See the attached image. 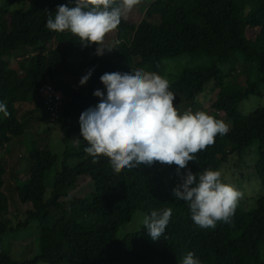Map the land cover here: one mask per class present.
I'll return each mask as SVG.
<instances>
[{
	"label": "trees",
	"instance_id": "1",
	"mask_svg": "<svg viewBox=\"0 0 264 264\" xmlns=\"http://www.w3.org/2000/svg\"><path fill=\"white\" fill-rule=\"evenodd\" d=\"M16 1L0 0V102L10 113L8 117L0 113V148L25 130L16 103L20 98L40 101L37 90L45 82L63 94L58 95L59 117L52 122L59 123L65 147L46 197L45 173L57 164L58 155L48 146L30 143L28 177L15 190L25 209V221L16 227L24 226L29 218L37 219L38 253L31 259H13L2 246V236L13 228L8 221H0V264H182L188 252H193L201 264H264V106L248 114L239 110L242 100L261 95L264 88V0H153L140 20L122 17L113 30L116 43L111 50L102 55L85 52L86 57L93 56L79 66L80 76L75 82L64 74L77 63L68 52L75 48L72 39L79 37L67 30L46 28L48 12L54 16L57 6L69 0H23L11 10ZM119 4L116 0L113 6ZM49 42L55 45L44 48ZM96 47L76 49L81 52ZM30 49V54L19 58L17 73L6 55ZM192 53L214 58L217 63L184 67L169 83V91H177L193 102L213 83L211 90L217 94L211 104L213 112H204L218 120L225 118L230 124L227 134H218L213 145L196 153L187 169L194 174L205 169L219 171L229 154H240L258 144L254 171L262 184V195L252 210L236 207L229 223L217 221L214 228L197 226L188 204L173 195L181 182L176 165L155 162L125 168L117 174L107 157H98L93 163V157L84 150L87 141L80 134L81 113L100 102L93 93L99 89L106 95L100 81L104 73L144 70L162 76L164 59ZM246 58L253 72L245 75L243 70L240 81L238 66ZM218 63L232 67L229 80ZM89 70L91 76L80 85ZM71 134L77 135V141L67 146ZM71 158L78 160L74 166L67 164ZM185 171L180 170L181 174ZM4 172L0 163V211L6 213ZM87 181V194L71 195ZM167 208L172 209V216L159 247L145 238L148 233L143 226L117 237L118 228L130 221L134 212L150 215Z\"/></svg>",
	"mask_w": 264,
	"mask_h": 264
},
{
	"label": "clouds",
	"instance_id": "2",
	"mask_svg": "<svg viewBox=\"0 0 264 264\" xmlns=\"http://www.w3.org/2000/svg\"><path fill=\"white\" fill-rule=\"evenodd\" d=\"M141 0H69L48 12L46 28L54 32L70 31L78 36L81 45L95 44L96 54L105 49L106 34L117 29L122 17ZM73 4L74 6H69ZM111 50V49H109ZM91 70L80 80L87 82ZM106 89L96 90L100 98L95 107L81 113L80 134L93 157L109 158L113 171L151 166L155 162L176 165L180 183L173 189L176 199L185 201L191 219L201 228H214L217 221L229 223L243 193L233 185L221 181V172L205 169L193 173L187 169L195 161L196 153L215 143V137L225 135L229 126L204 111L180 114L174 107L176 97L169 91V81L155 72L136 70L134 73H104L100 77ZM0 113L8 117L7 105L0 102ZM186 169L181 174L180 170ZM172 209L152 211L145 215L142 226L153 241L165 233ZM182 264H201L193 252H188Z\"/></svg>",
	"mask_w": 264,
	"mask_h": 264
},
{
	"label": "rangeland",
	"instance_id": "3",
	"mask_svg": "<svg viewBox=\"0 0 264 264\" xmlns=\"http://www.w3.org/2000/svg\"><path fill=\"white\" fill-rule=\"evenodd\" d=\"M22 1L23 0H17L10 6V9L13 10L18 8ZM152 1L153 0H141L138 5H136L130 12H127L123 17L135 22L140 20L144 17L143 12L145 7ZM25 4L26 2H24V5ZM244 14H246V10H244ZM251 34V31L247 32L248 36ZM72 41V45L75 46V48H71L68 54L69 56H75L77 63L74 64L72 68L68 69L64 75L75 82L80 76V73L78 72L79 66L93 56L91 54L86 57L85 52L88 53V51H93V53H95L96 50L95 48H91L84 49L80 52L77 50L83 46L81 45L80 39L75 37ZM115 43V31H112L106 34L104 43L100 45V47L108 48L104 50L108 51L114 47ZM54 45L55 42H49L45 44L44 48H51ZM31 52V49L28 50V52L23 53L11 52L6 55V57L10 66L19 73V58L22 59L24 54H30ZM211 62L217 63L214 58L196 53L166 58L163 60L164 68L162 77L166 78L170 83L176 79L184 67L209 64ZM219 67L225 73V78L229 80L232 67L226 63L220 64ZM238 68L240 69V81L244 78V74L242 73L243 70L245 75H251L253 72V65L247 58L243 60V63L239 65ZM212 85L213 83L209 84L203 93L198 95L193 102L187 100L185 95L173 91V94L176 97L174 100V107L180 114H183L186 111H191L192 113L197 111H207L212 113L211 104L217 96L216 92L211 90ZM261 106H264V88H262L261 95H249L246 99L242 100L239 105V110L244 114H248ZM16 108L17 115L20 120L25 123V130L21 136L13 137L9 143L5 144L3 148H0V163L4 164L5 167L2 192L5 194L8 204V211L6 213L0 211V221H8L13 228L12 231H8L2 236L3 249L7 251L13 259L24 260L31 259L38 253L37 236L39 233V227L37 219L29 218L26 220L27 222L24 226L20 228L16 227L18 222L24 223L25 221V209L22 208L18 202L15 190L17 185L21 184V181L28 177L26 168L29 160L28 150L30 148V143L35 141L40 147L48 146L47 148L58 155L57 164L45 173L44 183L46 187V197H49L55 169L59 167V157L65 144L62 141L59 123L51 121L41 100L27 101L20 98L18 103H16ZM26 111H28L27 114L25 113ZM222 120L227 125L230 124L229 120H226L225 118H222ZM67 141L66 145L71 146L77 141V135L71 134ZM257 158L258 144L254 143L240 154L236 152L229 154L227 162L222 163L218 168L222 174L221 181L233 185L237 190L243 193V198L240 199L237 204V207L243 211L252 210L256 206L257 199L263 193L262 184L254 171V164ZM77 162V159L71 158L68 160L67 164L69 166H74ZM46 166L48 167V165ZM88 191H90L89 181H87L85 185L76 188L71 195L83 196L84 194H87ZM145 215L146 214L141 211L134 212L131 220L125 222L118 228L117 237H121L131 232H137L142 227V220ZM145 238L153 244L154 247H159L161 245L160 239L153 241L149 235H146ZM37 264L46 263L38 262Z\"/></svg>",
	"mask_w": 264,
	"mask_h": 264
},
{
	"label": "built area",
	"instance_id": "4",
	"mask_svg": "<svg viewBox=\"0 0 264 264\" xmlns=\"http://www.w3.org/2000/svg\"><path fill=\"white\" fill-rule=\"evenodd\" d=\"M37 94L44 104L51 121L59 117L58 95H63L58 89H55L50 82H45L38 87Z\"/></svg>",
	"mask_w": 264,
	"mask_h": 264
},
{
	"label": "bare ground",
	"instance_id": "5",
	"mask_svg": "<svg viewBox=\"0 0 264 264\" xmlns=\"http://www.w3.org/2000/svg\"><path fill=\"white\" fill-rule=\"evenodd\" d=\"M59 98V97H58ZM60 99V98H59ZM61 100V99H60ZM58 104H59V101H58ZM60 105V104H59Z\"/></svg>",
	"mask_w": 264,
	"mask_h": 264
}]
</instances>
